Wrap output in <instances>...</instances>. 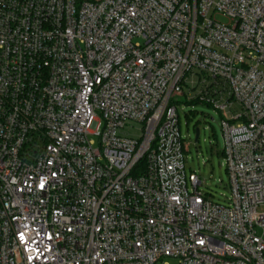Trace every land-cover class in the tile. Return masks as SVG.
I'll return each mask as SVG.
<instances>
[{
	"label": "built area",
	"instance_id": "1",
	"mask_svg": "<svg viewBox=\"0 0 264 264\" xmlns=\"http://www.w3.org/2000/svg\"><path fill=\"white\" fill-rule=\"evenodd\" d=\"M183 97L221 115L226 203ZM0 264H264V0H0Z\"/></svg>",
	"mask_w": 264,
	"mask_h": 264
},
{
	"label": "rangeland",
	"instance_id": "2",
	"mask_svg": "<svg viewBox=\"0 0 264 264\" xmlns=\"http://www.w3.org/2000/svg\"><path fill=\"white\" fill-rule=\"evenodd\" d=\"M216 19L228 22V19L221 15H217ZM177 107L181 133L187 144L185 154L187 174L195 172L201 180L199 190L215 202L226 203L227 197L230 196V181L223 153L224 140L220 113L205 103H187L185 97L178 100ZM140 127L139 124H130L123 129V132L139 137ZM197 128L200 134L196 141Z\"/></svg>",
	"mask_w": 264,
	"mask_h": 264
},
{
	"label": "water",
	"instance_id": "3",
	"mask_svg": "<svg viewBox=\"0 0 264 264\" xmlns=\"http://www.w3.org/2000/svg\"><path fill=\"white\" fill-rule=\"evenodd\" d=\"M200 130L199 128L196 129V141L199 139Z\"/></svg>",
	"mask_w": 264,
	"mask_h": 264
},
{
	"label": "trees",
	"instance_id": "4",
	"mask_svg": "<svg viewBox=\"0 0 264 264\" xmlns=\"http://www.w3.org/2000/svg\"><path fill=\"white\" fill-rule=\"evenodd\" d=\"M193 102L196 103L197 101H192V103H193Z\"/></svg>",
	"mask_w": 264,
	"mask_h": 264
}]
</instances>
